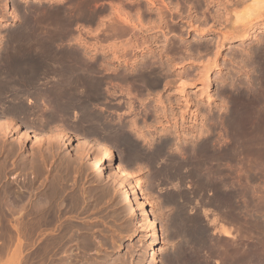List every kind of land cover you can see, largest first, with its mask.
Returning a JSON list of instances; mask_svg holds the SVG:
<instances>
[{
    "label": "bare ground",
    "instance_id": "obj_1",
    "mask_svg": "<svg viewBox=\"0 0 264 264\" xmlns=\"http://www.w3.org/2000/svg\"><path fill=\"white\" fill-rule=\"evenodd\" d=\"M8 1H10V0H8ZM32 1H33L32 3L27 2L28 4L26 5L25 9L23 10V12H24L23 15L25 17L23 19V20H25V21H23L24 24L21 27H19L18 29H15L12 31H10V29H9L7 31H4V32L10 31V33H9V35L7 33L8 37L6 38V41H4L5 43H3L4 44L3 49L4 50L6 49V50L4 52H2L3 50H1V52L4 54L3 55L0 54V57L2 55V58H1L2 63H0V154L3 153L4 150H6L5 145L8 146V144H6L7 143L6 139H8V137L10 135H15L14 138L16 139V143H15V141H13L12 138H9V139H11L10 140L11 146L9 147V149H7V151H9L10 153L17 151V153H18V150L20 151V149L23 148V151L26 152V155H28L29 157L32 156L30 158L31 161L34 160V162H35L36 160L34 158H36V157L39 158L38 159L39 164H37V165H40L46 159L45 152H43L44 144H47L46 148H48V149L57 148V149H59V151H60V149H62V151H63V147H65V149L68 146L70 147V145H68L69 143H67V142L64 143L63 140L64 139L66 141L73 140L74 139L73 136L77 132H82L83 136L89 137L90 139L94 138V137H97L98 139H100L101 142L99 143V145H98L99 147L97 148L98 153H96V152L94 153V155H95V156L93 155L94 158L98 154H100V155H98L100 157V160H98V161L101 162V167H100L101 170L105 171V173H107L106 175H108V177L115 183V185L118 186L119 188H121L122 192L125 193L124 200H126V202L128 203L131 211L134 212L135 218L132 222L135 224V227H136L135 229L138 231H142L146 237L152 238L154 240V243H150V242L147 243L145 241L146 239L141 241V245L144 247V250L142 251V253H143V256L145 258V256H146L145 252H147V250H151V248H153V246H157L158 244H160V246L162 245V243H163V242L161 243V230H162V228L160 229L158 227V225H159L158 224L159 219L157 220L158 217H152L154 214L151 213V210L148 209L147 200H145V197L143 196V194L141 195V193L139 192L140 187L142 185L141 184L142 181L140 182L139 179H136V181L133 182V180H132L133 179L132 178L133 173L130 171L131 169L129 170V168L126 167L125 163L127 161H130V160H131L130 161V163H131L134 158L138 159L137 162L138 161L142 162V160L140 159L141 160L140 161L139 158L142 156V151H143L142 145L143 144L140 145L141 143L137 142L139 139L136 140V138L141 137V138L145 139V137H147V136H145L141 132V130H140L141 128L139 129L137 127L138 125L136 123H138V122H136L135 118H134L135 116L137 118V115H135L133 117L134 119L131 118L132 123H130V124L129 123L127 124L125 122L127 119L124 120V122L121 121L122 120L121 115L123 116V114H124L123 112H125L121 108L122 106H120L122 102H120V104H119V101L115 99L116 102H118L117 103L118 105H115V104L112 105L111 101H112V103L113 102L116 103L115 101H113L114 98L112 100V96L114 97V95L116 93L125 94V96H127V100L125 102L124 101L123 102L125 104L124 107L128 109V112L132 111L134 114L135 113H141V111L139 112V110H140L139 108H135V107H137V105L135 106V104H134L135 99L132 100L131 98H133L132 96H134V98H137L135 101H138V106H139V103H141L140 106H142L144 104L143 102L145 99L140 98L139 97L140 95H138V94L143 95L142 94L143 91H149V86L154 85L156 83V81L158 80V79H156V75L158 76L160 69H158L159 72H157L158 74H156V71H157L156 68H158V67L154 66V63L152 61H149L150 58H153V57L148 58V56H146V57L144 56V57H142L143 61L140 60V61H142L141 63L137 61V64L139 63L138 65L135 64L136 60L135 61L133 60L131 66H126L125 68L123 67L122 69H120V71L118 69V71H119L118 72L117 67L115 68V67L110 66V65L108 66V64L105 62V58L97 57V56H99L98 53L101 54V52L94 50V51L98 52L97 53L98 55L97 56L92 55L91 53H88L86 50L81 51V48H77L78 46L76 47L75 44L79 43L78 45H80V44L85 45L87 43V41L84 40V37L81 35V31L79 30L80 28L77 26V24L79 25V23H80L81 26H83L82 23H84V22L85 23L90 22L91 24L96 22V27L94 25L95 28L92 30L90 27L87 26L86 32L91 33V34L92 33L96 34L95 37H97L98 34H100L101 36L103 34V36L102 37L100 36L102 39H99L100 37L95 38V40L93 42L87 43L86 45H88L89 47L91 46L94 49H96V48L98 49L100 47L104 51V49L107 48L106 46L107 45L109 46L108 43H110L111 44L110 45L111 50H112V48H115V49L120 48V50H121V48H123V49L131 48V50H134V51L135 50H146L145 48H149L153 43H155L156 40H158V37L156 36V34L152 35V36H148V34H146L145 37L140 39L139 33H142V32L143 33L144 32L149 33L151 30H153V32H154V29L160 30V28L162 29L163 26L160 24V21L157 22L156 20H153V25H152V22L150 24L152 26L151 29H146L144 27L146 23L144 24L143 22H145V21L144 20L142 21L143 18H141V11H140L141 9L134 10V11H136V13H135L136 18L132 19L131 14H133V13H131V9L133 8V6L129 10L131 14L124 7L125 6L124 2L127 0H108L109 5L107 7H102L100 4H98L100 0H32ZM97 1H98V3H96ZM162 1H164L166 4L168 3V1H166V0H162ZM169 1H171V0H169ZM206 1L213 2V0H206ZM218 1H220V0H218ZM245 1H248V0H225L226 3L228 2L227 4L234 5V6H237V5L239 6L242 3L245 4ZM4 2L5 3L0 2V22L2 20L8 21V18H10L9 20H16L17 18H19V17H17L18 15L15 13L17 11L15 10V8H12L13 7L12 5H11L12 7H10L12 9V11L10 9L11 12L9 15V11L7 10V4H9V3H7L6 0ZM223 2H224V0H223ZM251 2L257 3V6L259 4H261V5L258 7L255 5L258 8L256 10H254L255 6L253 5L254 6L253 11H252V9H250L251 12L248 11L251 13V14H249L250 16H248L249 18L246 17L248 19H245V20L240 19L238 16V13H234L235 18L233 19V22H232V20L230 21V19H229V21L232 23V24H230V25H232V28H231L232 30L230 31V33L233 34V36H235L234 34H240L239 35V36H241L240 38H245L246 36H249L252 32L264 31V0H252ZM207 4H209V3H207ZM128 5H130V2L128 3ZM169 5H170V2H169ZM167 6H168V4H167ZM14 7H15V5H14ZM230 7H233V6H230ZM17 13H19V12H17ZM142 16H144V15H142ZM241 16H243V15H241ZM20 17L22 19L23 16H20ZM158 17H159V19L161 18L160 15ZM215 17H217V16H215ZM181 18H182V16H180V19ZM227 18H228V16H227ZM217 19H220V18H217ZM216 20H215V22H218ZM186 21H188V20H186ZM107 22H108V24H107ZM146 22H149V20ZM188 23H189V25H192L191 24L192 22L188 21ZM75 24L79 28V29H77L78 33L76 35H75L74 28H73V26ZM5 25H10V22L8 24H5ZM150 25H149V27H150ZM13 26H15V25H13ZM4 27H7V26H4ZM17 27H18V24H17ZM84 27H86V26L84 25ZM15 28H16V26H15ZM174 28L177 30L180 29L179 26L174 27ZM207 28L208 27H206V29ZM130 29H132V31H130ZM128 30L130 32H133L134 37L129 39L130 36H127L128 38H126V41H124V42H123V39L125 40V38L118 40L119 38L123 37L124 34L126 35V32ZM136 30L138 31V33L136 32L137 34H134ZM239 31H241L242 33H238ZM97 32H98V34H97ZM99 32H102V33H99ZM0 34H1V32H0ZM2 34H4V33L2 32ZM5 36L6 35L4 34V37ZM165 36L166 35H163L164 40L166 39ZM223 38H224V36H223ZM139 39L141 41H138ZM263 39H264V37H263ZM4 40H5V38H4ZM259 40H261V39H259ZM2 41H0V42H2ZM108 41H110V42H108ZM177 41H174L175 44L172 43L174 45L169 43L170 47L168 49H172V50H168V51H170V53H172L171 51H174V53H173L174 55L176 54V52H178L180 54V51H183L184 48L187 46L186 45L182 50L181 46H183L184 42L182 44L181 41L180 42H179V40H177ZM117 42H119L118 45L116 44ZM176 42H177V44H176ZM167 44H165V43L163 44L164 49H165ZM208 45H207V49H210V48H208ZM0 46H2V45H0ZM201 47H202V45H201ZM187 49H188V47H187ZM191 49H192V47H191ZM152 50L153 49L151 48V51ZM189 50H190V48H189ZM252 52H254V51H252ZM245 53H247V52H245ZM245 53L243 55H245ZM104 54H105V52H104ZM190 54H193V53H190ZM249 54H250V52H249ZM113 55L119 57V55H116V54H113ZM176 55H178V54H176ZM181 55H182V53H181ZM255 55H257V56H254V54H251V56H254V58H252V57L251 58L256 60L257 59L256 57H258V59L260 60L261 66H259L260 68H258L259 71H257L258 74H256V78L254 79V82L252 81L253 85L247 84L249 82H247V80L246 81L243 80V83L241 85H239V87L236 88L235 90L233 89L234 86H233V83H231V82H230L231 84L229 83L230 86H228L226 89L224 87L226 92L231 91V89H232L234 93L232 92V95H231L232 97L229 100V105H227L225 107L222 106L221 107L222 109L219 108L217 115L215 116V118H213L211 120L212 123L210 125H207V123H206L207 121L205 122L206 124H204V125H206V126L204 128L207 127V131L205 129L204 130L206 131V133H203L202 128L200 130L198 128V130H199L198 135H197V133L196 134L192 133L195 131V127L191 124H189V126L188 125L186 126V124H184L185 120H187L186 119L187 117H185V114H186L185 112L189 111L190 108L188 110L184 109V112H181V114H179L180 123H178V119H176V117L174 116L173 117L174 118V121H173L174 126L171 125L172 129H173V135L175 134L176 137H180V135L181 136L183 135L182 136L183 137L182 143L180 142L181 144L179 143L180 145H177L178 143L176 144L174 142V140H176L177 138L174 139L172 137H167L166 139H164L162 137L164 140L161 139L163 141L159 142V145L156 147V149L153 151H150L151 153L147 152V155L149 153L148 157H149V160H151L150 162L155 161L159 154H163L165 156V158L167 157V153L170 154L169 155V156H171L170 162H169V160H168L169 163L167 161L166 162L162 161V162L168 163V164H163V165H165L164 167H162V166L159 167L161 170V174L166 176V178H167L166 181L168 182V180H170L171 176H172V178L175 177L176 179H180V180H183L185 178L192 179L195 182L193 189L196 192H198L199 194L202 192H205V191H212V192L214 191L216 193L217 202H218L216 204L221 205L220 210L222 208V205H228V201H230V196H231L230 192L234 190L233 186L237 182V181L235 183L233 181H232V183H231V181L229 182V178H230L229 172L231 170L230 164L232 162L237 163V165L235 164L236 167L233 166V168L235 167L236 169H238V173H239V168L241 166L242 167L248 166L250 169L247 168V170L251 171L252 167H250V166H256L254 169V170H256L257 166L259 165L258 169L260 168V170H261L262 169L261 166L264 165V43L257 49V52ZM181 57L183 60L184 56H181ZM177 58H179V56ZM189 58H191V57H189ZM117 59H115V60H117ZM243 59H245V58H243ZM258 59L256 61H258ZM106 60H107V57H106ZM155 60L157 61V58ZM241 60H242V58H241ZM156 61H154V62H156ZM245 61H246V59H245ZM184 62H185V60H184ZM184 62H182L180 65L181 66L185 65ZM191 62L192 61H188V63H191ZM121 63L123 64V62H121ZM162 63L164 64V62H162ZM156 64H157V62L155 63V65ZM166 64H165V66H166ZM255 64H257V63H255ZM113 65H114V63H113ZM246 65L247 64H245V67H247ZM251 65H252V63H251ZM161 69H163V68H161ZM163 70H166V69H163ZM168 70H171V69L169 68ZM161 72H160V74H161ZM160 74H159V76H160ZM163 74L165 75V73H163ZM179 75H181V74H179ZM159 76H158V78H160ZM114 80H115V82H114ZM230 80H232V78ZM118 81H119V83H116ZM223 81H225V80H223ZM248 81H250V80H248ZM170 82L171 81H167V84H169ZM156 84L154 85L155 87H156ZM159 84H160V82H159ZM182 86H184V85H182ZM151 88H153V87H151ZM146 93H148V92H146ZM146 93H145V95H146ZM223 97H225V96H223ZM169 99H168V101H170ZM156 100L157 99H155V101ZM225 100H227V99H225ZM225 100H222V101H225ZM158 102H159V105L160 104L162 105V108H160V109H159V107L154 108L156 110L158 109L159 111L161 110L160 113L157 112V114L155 113L156 112V110H155V112H154L155 116L158 114H162L163 115L162 117L167 118L168 115H166L165 113H168V112H166L164 110L166 105H164L163 101H161V100H159ZM158 102H156V103L158 104ZM170 104H171V102H170ZM188 104H189V102H188ZM227 104H228V100H227ZM152 107H153V105H152ZM120 109H122L123 112L120 111ZM143 110H144L143 111L144 115L147 114L146 113L147 109L145 110V108L143 107ZM196 111H197V109H196ZM193 112H195V110L194 111L192 110V113ZM126 113H127V111H126ZM129 113H128V115H129ZM133 113H131V114H133ZM210 113H211V111H210ZM177 114H176V116H177ZM150 115H151V113H150ZM193 115L195 116L194 120H193V122H194V121H196L197 116H199V115H198V112L193 113ZM153 116H154V114H153ZM159 116L160 115H158L157 117H159ZM142 117H144V116H142ZM150 117L148 115V118H150ZM205 117H207V116H205ZM168 118H170V117H168ZM207 118H209V117H207ZM128 120L130 121V119H128ZM158 120L159 119H157V123L159 124V122L161 120L160 121H158ZM169 121H170V119H169ZM146 123L147 122H145V125H146ZM150 124H151L150 126L152 127V125H155V121L153 124L152 123H150ZM148 127H149V125H148ZM186 127L188 129L189 128L191 129V131H189V133H183L187 129ZM216 127H219L220 129H222L221 131H223L225 133L226 137L224 138L223 141H221V139L223 137H221V136L219 137V135L217 136L216 132L219 133L220 129L218 128L219 131H216V129H215ZM132 130L136 131L135 132L136 133L135 138L132 137V135L130 133ZM166 130H168V129H166ZM197 131H195V132H197ZM144 133L146 134L145 131H144ZM162 133H163V131H162ZM221 134H222V132H221ZM152 136H153V134H152ZM27 139L28 140L30 139L32 145H34L37 148V154H35V155H30L31 153L28 154L29 150L27 151V147H28ZM146 139L149 140L150 138H146ZM108 140H112L111 142H113L114 144L115 143L118 144V142H121V143L126 142L127 144L130 143V145H132V147H130V148H132L131 152H128L130 148H128V150H127V153H130V154L128 157L125 156V159H126V157H127V159H126V161L124 160L125 161L124 165L122 164V162L119 161V160H121V158L120 159L118 158V161L115 160V154L113 152L114 148H112L110 145H108ZM141 140H143V139H141ZM150 140H152V139H150ZM86 142H88V141H86ZM92 144H89V145H91L89 147V145L83 141H82V143L80 142V143H77L75 145L72 142V149L71 150L74 151L73 156H75L76 159H78L77 160L78 162H80L79 160L84 162V160H86L88 158H93V157H91V155L93 154L94 149H93V152L90 149V148H92ZM174 145H175V147L172 148ZM118 146H119V144H118ZM146 147L147 146H145L146 150L150 148V147L149 148H146ZM152 147H154V146H152ZM152 147L150 148L151 150H152ZM68 151L69 150H66L65 152H68ZM9 152L7 154H9ZM57 152H56V155H57ZM144 153L146 154V152H144ZM21 154H23V153L21 152L20 155ZM71 154L72 153H70V155ZM2 155H4V157H5L6 154H2ZM143 156H146V155H143ZM13 157H10L9 159H11ZM53 157H55V156H53ZM53 157H52V159H53ZM118 157H121V156H118ZM19 158H20V156H19ZM116 158H117V156H116ZM141 158H143V157H141ZM163 158L164 157H162L161 159H163ZM6 159H7V157H6ZM23 159H24V155H23ZM158 159H160V158L158 157ZM4 161H6V160H4ZM7 161H10V160H7ZM25 161H26V159H25ZM93 162H95V161L93 160ZM96 162H97V159H96ZM2 163H5V162H2ZM19 163H20V161H19ZM143 163H142V165H143ZM158 163H160V162H158ZM28 164H30V162ZM128 164L129 163H127V165ZM134 164H136V162ZM147 164L149 165L148 161H147ZM2 165H4V164H2ZM2 165L0 164V167ZM25 165H26V162H25ZM32 165H33V162L31 163V165H28V166H32ZM156 165H157V163H156ZM238 165H240V166H238ZM4 166H6V165H4ZM7 167L8 166H6V169H7ZM15 167H18V166H15ZM24 167H27V166H24ZM33 167L34 166H32V168ZM241 168H240V170H241ZM245 168H243V169L245 170ZM4 169H5V167H4ZM25 169H28V168H25ZM79 169H81V168H79ZM139 169H140V166H139ZM34 170H36V169H34ZM39 170H41V169H39ZM154 170L155 169H153V171ZM233 170L235 171V169H233ZM247 170L244 173H246ZM260 170L259 171L257 170L259 174L256 171L252 172L254 175H255V172L258 174V175L256 174V176H255L256 178L260 177V176L264 177V168H263V171H260ZM11 171H12V169H11ZM28 171H29V169H28ZM28 171H26V172H28ZM250 171H249V173H250ZM1 172L4 173L3 171H0V173ZM36 172H39V171L36 170ZM157 172L160 173L159 169ZM157 172H155V175L157 177H159L157 175L158 174ZM235 172H237V170ZM22 173H24V172H22ZM22 173H20V174H22ZM244 173L242 172L241 176H243ZM249 173H246L244 175L245 178L242 177L243 180L244 181L249 180V182H251V183H252V181L253 182L257 181V179L256 180L254 179V177H250ZM30 174L31 173L29 172V177H30ZM32 174H33V172H32ZM40 174H39V176H40ZM231 174H230V176H231ZM34 176H35V172H34L33 177ZM24 178H26V177L24 176ZM27 178H28V176H27ZM30 178H32V177H30ZM152 179H153V177H152ZM163 179H165V178H163ZM231 179H233V178H231ZM157 180H158V178H157ZM157 180H156V182H157ZM159 180H158V182H159ZM183 181H185V180H183ZM244 181H242L243 183H241L239 180V182H237V183H241L244 186L246 184V183L244 184ZM260 181H262V179ZM260 181L258 180L257 183L259 182L261 184ZM164 182H165V180H164ZM262 182H263L262 184L264 185V180ZM7 184H6V186H7ZM11 184L9 186H11ZM172 185L174 186L173 189L174 188H177V189L175 191L172 190L173 191L172 194H170L169 192H171V191H169L168 193L170 196L167 193V196H169V199H170V200L169 199H167V200H169L171 202V205H172V203L178 204L179 202H181L180 198H182L181 192H180L181 190L179 189L180 188L179 186H181V185L178 186L179 188L177 187V185H178L177 182L172 183L170 185V187ZM190 185H187V187H191ZM12 186H13V184H12ZM243 186H241V187L244 189L245 187H243ZM246 186H248V184ZM256 186H258V184ZM64 187L66 188V186H64ZM236 187L238 188V186H236ZM8 188L5 187V189H8ZM23 188L25 189V187H23ZM28 189H29V187H28ZM194 190H193V195L195 192ZM245 190L246 191L249 190L250 195H251V193H252V195H254V193L257 194L256 192H259V193L261 192V194H262L264 191V186H263V189L261 190L260 187L259 188L255 187L254 184L252 183V185H249V187H247ZM245 190H243V192ZM11 191L9 190V193ZM14 191L15 190L13 189V194H14ZM76 191H78V190H76ZM187 191L188 190H186V192ZM240 191H241V188H240ZM16 192L17 191H15V193ZM183 192H185V191H183ZM186 192H185V194H186ZM237 192H239V191H237ZM9 193H8V195H9ZM18 193H20V192H18ZM43 194L45 195V193H43ZM43 194H41V195H43ZM197 194H196V196H197ZM247 194H249V193H247ZM189 195L187 196L188 198L192 196V195L191 196H189ZM207 195H208V192H207ZM17 196L19 197V195H17ZM48 196H50V194ZM258 196L259 195H255V197L258 198V200L256 199V201H259V200L261 201L264 197V196H261L262 197L261 198L260 196L259 197ZM10 197H12V196H10ZM18 197H16V200L18 199ZM184 197L185 196H183V199H184ZM194 197H195V195H194ZM244 197H246V196H244ZM244 197H243V200H244ZM249 197H248V199H250ZM199 198L200 197H198L197 200ZM36 199H38V198H36ZM238 199H240V198H238ZM238 199H236V200H238ZM18 200H20V199H18ZM24 200H25V198H24ZM24 200H23V202H24ZM48 200H50V198H48ZM184 200H186V199H184ZM232 200H233V202H235L234 198ZM13 201H15V198ZM55 201H57V199ZM42 202H43V200H42ZM188 202H187V204H188ZM233 202H232V204L230 202V204H229L230 208L233 206V204H234ZM247 202L248 201H246V203ZM252 202L250 203L251 206L250 207L248 206V207L249 208L252 207V209L256 210L255 208H253L254 202L253 203ZM36 203H38L39 206H41L39 203V200H38V202L36 200ZM46 203H48L47 200H46ZM261 203L263 205V202H260V204ZM15 204H14V206H15ZM38 204H36V205H38ZM187 204H186V207H187ZM257 204H259V203H256V205ZM31 205H33V204H31ZM44 205L41 208H39L40 214L45 213V212H46L45 214H47V212H48L47 210H49L52 207V206L51 207L48 206L49 207L48 208L47 204H46V206H44ZM60 205L61 204H59V207H60ZM183 205H179V208H180L179 212H178L177 208H175L178 205L173 207L174 210L175 209L177 210V211L175 210L176 212H178L177 214L175 211H173L171 209L174 212L173 214H176V216H174L173 220H174V223H178V226H179L178 228H179L180 232L178 231V229H177V232H179L180 234L182 233L183 234L182 237L184 236V238H181L183 240V242L178 237V240H180L182 242V244L180 242V244L178 243L174 247H171L170 248L171 250L169 249L170 251L166 252V250H164L165 247H162V246L160 248L156 249V250L162 251L164 254V259H161V261H165V263L162 262L163 264H232V263H235L234 260L236 261V260H238V258L240 259V257H238L239 256L238 254H240V253H241L240 256L241 255L243 257L245 256V258H244L245 260L249 257L248 260H246V262H244V263L248 262V264H264V243L262 241L261 242L259 241L262 238L264 241V224H263L264 221L262 222V220H261L262 218L260 216V214H262V217L264 216V214H263L264 212H262L263 210H261L262 207L260 208L262 213H257V212H259L258 209L256 210L257 212L256 211L255 212H256V214H258L260 216V220L262 222V223H260V225L263 224L262 228L258 227L259 229H261L260 231L258 230V232L263 236H261L262 238L257 239V237L259 235L256 237L255 234L257 235L258 233L255 232V234L252 235L251 233H253V232H251V228L252 227L254 228L256 225L251 227V224H256L257 222L256 223H250L251 228H250L249 234L251 236H255L254 238H256V239H254V238L253 239L257 240L258 243L259 242L260 243L258 244V246L252 245L254 240L252 241V238L248 237V238H251L252 244L251 245L249 244L246 246V245H244V242H243L242 245H244L245 248L248 246H251V247L255 246V247H253L254 250H252L251 247H248L251 252H249V254H247V252L249 250L246 253H244L245 251L243 249H245V248H242L243 246H241V248H240V245L237 246L240 249H242V252L240 251V249L238 250V248L236 250L235 249L236 247L235 248L233 247V249L230 247V245L231 246L235 245V244L232 245L230 242L231 241L233 242V240H231V239L232 238L236 239L235 238L236 236L234 237V235L231 232L230 227L226 226L224 223L219 224L218 223L219 219L217 220L216 218H214L212 220L208 219V221H209L208 223H209L210 227L211 226L213 227V229H211L212 231L210 232L211 235L217 234L218 238L220 236L221 237L220 240L218 239L220 242H221L222 237H224L226 239L227 238H231V239H228V240H230V242L228 240L222 239L223 240L222 242H225V243H227V241L229 242L228 246L227 245L225 246L224 243L223 244L217 243L219 241H217V239L214 240V238H213V240L216 243L210 242L207 239V237H208L207 235L210 233L207 234V231L201 230L203 226L200 228L199 227L200 225L199 226L197 225L199 222H196V220H194V221L197 223L196 225L199 228L194 226L195 222L192 221V218L194 219L195 215H194V217H192L193 214H191V212L189 210H188L189 212L186 210L185 204H183ZM230 205H232V206H230ZM239 205H241V204H239ZM14 206L10 205V207H9V204H8L9 208L14 207ZM53 206H54V203H53ZM32 207L34 208V206H32ZM170 207H169V209H170ZM240 207H239V209H241ZM19 208H20V206H19ZM228 208L227 209L225 208V209H226V211L228 210L230 212V210ZM20 209H22V208H20ZM20 209H18L17 214H19ZM191 209H193V208L191 207ZM1 210H2V208H1ZM29 210H31V209L29 208ZM33 210L34 209H32V211ZM55 210H56V212L59 211L58 209H55ZM222 210H223V208H222ZM236 210H238V209L236 208ZM242 210L245 211L244 209H242ZM246 210H247V208H246ZM20 211L22 213V210H20ZM34 211H36V210H34ZM217 211H219V210H217ZM224 211L225 210H223L222 213L225 214L226 212H224ZM28 212L29 211L27 210L26 213H28ZM208 212L210 213L211 211L204 208L201 213L203 214L204 217H207ZM255 212L253 214H255ZM12 213H13V211H12ZM14 213L16 214L15 211H14ZM26 213H25V215H26ZM195 213H197V212L195 211ZM201 213H200V215H202ZM212 213H214V211ZM10 214L8 217H10ZM35 214L36 213H34V215ZM48 214H49V212H48ZM53 214H54V210H53ZM189 214H191V215H189ZM253 214H252V216H254ZM12 215H11L10 220L12 219V217H14ZM28 215H29V213L27 214V217H28ZM169 215H170V213H169ZM198 215L196 216L195 219L198 218ZM249 215H251V213H249ZM23 216H24V213H23ZM23 216L21 217V220L24 219ZM36 216H38V215H36ZM36 216H35V218H36ZM41 216L42 215H40V217ZM49 216H51V215H49ZM59 216H58V218H59ZM27 217L25 216L24 221H26ZM40 217H39V219H40ZM60 217L62 218L63 216H60ZM47 218L49 220L48 215H47ZM61 218H60V220H61ZM200 218H201V216H200ZM253 218H255V217H253ZM205 219L206 218H204V220ZM8 220L9 219H7V221ZM14 220H15V218H14ZM53 220L55 221L56 219H53ZM200 220H202V218ZM257 220L260 222L259 219H257ZM15 221L18 222L17 219ZM24 221H22V223ZM29 221H30V219H29ZM29 221H28V223H29ZM33 221L35 222L34 219H33ZM59 221H58V223H59ZM11 222H12L11 224L9 222V225L11 226V228H13V225H14L13 219L11 220ZM202 222L203 221H201L200 223L202 224ZM2 223L3 222H1L0 224H2ZM26 223H27V221H26ZM40 223H41V221H40ZM19 224H21V222ZM43 224H46V223H43ZM167 224L169 225V223H167ZM167 224H166V226H167ZM21 225H23V224H21ZM59 225L57 224V226H59ZM63 225H65V224H63ZM170 225H172V224H170ZM202 225H204V224H202ZM206 225H207V223H206ZM38 226H39V224H38ZM162 226H164V224ZM176 226H177V224H176ZM176 226H175V228H176ZM16 227L18 228V226H16ZM72 227H74V226H72ZM59 228H60V226H59ZM204 228H205V226H204ZM256 228H257V226H256ZM256 228H254V229L257 230ZM7 229H9L8 226H7ZM23 229H25V227ZM30 229L31 228L29 227L28 230H30ZM38 229L40 230V228H38ZM172 229H174V227ZM9 230H8V232H11V231L13 232V230H11V231H9ZM35 230H36V228H35ZM61 230H63V229H61ZM63 231H64V233L62 234L61 237H59L60 241H62L63 239L65 240V238L67 239V237L71 239V237L75 236V234L73 236H71L74 232L72 234H70V228H66ZM29 232L30 231H27V235H29ZM8 234L12 235V233H8ZM14 235L15 234H13L12 236H14ZM177 235L179 236V234H177ZM177 235H175V236L177 237ZM232 235H233V237H232ZM8 237H10V236H8ZM31 237H33V236H31ZM47 237L48 236H46V239H48ZM50 237H52V235H50ZM87 237H85V238H87ZM180 237H181V235H180ZM209 237H211V236H209ZM214 237H216V236H214ZM23 238L25 239V237H23ZM239 238H240V236H239ZM11 239H12V237H11ZM26 239H25V241H26ZM14 240H16V239H14ZM17 240H20V238L18 239V237H17ZM55 240L57 243L58 242L57 241L58 240L57 235H56ZM210 240H212V239H210ZM44 241L46 242V240L43 239V242ZM71 241H72V239H71ZM234 241H237V239ZM80 242H81V238H80ZM85 242L86 241H84V243ZM237 242L239 243V241H237ZM255 242H254V244H255ZM48 243L49 242L47 241V244ZM62 243H63V241H62ZM87 243H88V241H87ZM241 243H242V241H241ZM246 243H248V242H245V244ZM51 244H55V243H51ZM72 244H74V241ZM172 245H173V243H172ZM53 246L54 245H52V247ZM86 246H89V245L86 244ZM169 246H170V244H169ZM41 247H42L41 251L40 250L39 251H40V259L42 260V262L38 258L39 257L38 252H36V255H38L37 258L39 259L40 263H38L39 261L38 262L35 261V262H37L38 264H46L45 262L48 261V257H50V256H48V254L49 253L51 254V249L52 250H55V249L51 248V245H50V252H49V250H48L49 248L47 247V245L44 244ZM89 247H88L89 249H92V245ZM256 247H257V250L255 249ZM55 248H57V247H55ZM61 248H63V247H61ZM238 251H239V253H238ZM54 253H56V252H54ZM150 253H151V251H150ZM244 254H246V255H244ZM52 255H53V252H52L51 257H50L51 259L54 258ZM79 255H82V254H79ZM31 256H32V254H31ZM150 256H151V254H150ZM68 257L69 256H67V258ZM70 257H72V256H70ZM31 259H34V257ZM83 259L84 258H82V260ZM149 259H148V261H152L151 263H149L147 261L149 264H159V262H160L159 259L155 260L154 253H152V257H150ZM242 260H243V258H242ZM242 260H241V262L240 261L239 262L243 264ZM69 261H70V259H69ZM231 261H233V262H231ZM62 262H63V260H62ZM81 262L82 261L80 260V263ZM84 262L86 263V261H84ZM239 262H237V263L239 264ZM37 263H35V264H37ZM58 263H56V264H58ZM47 264H55V263L53 261L49 260L47 262ZM69 264H71V262ZM89 264H90V262H89ZM91 264H109V262L106 258H104L103 260H100V261H97V262L91 263Z\"/></svg>",
    "mask_w": 264,
    "mask_h": 264
},
{
    "label": "rangeland",
    "instance_id": "obj_2",
    "mask_svg": "<svg viewBox=\"0 0 264 264\" xmlns=\"http://www.w3.org/2000/svg\"><path fill=\"white\" fill-rule=\"evenodd\" d=\"M166 1H168V3H167L168 6L162 0H135V3H134L135 5L132 2L133 5L130 3L131 6L128 5V3H129L128 0L125 1L126 3L124 2V5H125L124 7L126 10H128L129 13H130V11H129L130 8H132V6H133V8H132L133 10L131 9V13H133V14L130 13L132 15V19L136 18V14H135L136 11H134V10L141 9L140 10L141 11V18H143L142 21L143 20L145 21L143 23L144 24L146 23L144 26L146 29H151L152 26L150 24L152 22V25H153V20H156L157 22L160 21V24L163 26L162 29L160 28V30L154 29V32H153V30H151L149 33H145V32L139 33L140 39L145 37L146 34H148V36H152V35L156 34V36L158 37V40H156L155 43H153L149 48H145L146 50H135L134 51V50H131V48H126V49L121 48V50H120V48H117V49L112 48V50H111V48H110L111 44L110 43H108L109 46L107 45L106 46L107 48H105L104 51L100 47H99L100 49L99 48L94 49L93 47H91V46L89 47L86 44L93 42L95 40V38H99L101 35L98 34V32H97L98 36L95 37L96 34L87 33L86 31L84 32L85 35L90 34V36H84V40L87 41V43L85 44L86 46L81 45V44L78 45L79 43H76L75 45H76V47L78 46L77 48H81V51L86 50L88 53H91L92 55H96V56L99 54V56H97V57L105 58V62L108 64V66L110 65V66H113L115 68L117 67V71H118V69L120 71V69H122L123 67L125 68L126 66H131L133 60L134 61L136 60L135 61L136 63L134 62L135 64H137V61L141 63L143 61L142 57H144V56L145 57L148 56V58L153 57V58H150L149 61H152L154 63V66L158 67V68H156V70H157L156 74H158L157 72H159V71L161 72L163 69H166V70H163L164 72L162 71L161 74L159 72L160 76H159V74H158V76L160 78H158V76L156 75V79L159 80V81L158 80L156 81V83L158 82L157 84L155 83L156 87L154 86L155 84L152 86L150 85L149 91H143V93H142L143 95L138 94V95H140L139 96L140 98L145 99L143 102L144 104L142 106H140L141 103H139V106H138V101L134 100L135 106L137 105V107H135V108H139L140 109L139 112L141 111V113H135L134 114L132 111L131 112L129 111L130 113L128 112V109L124 107V105H125L124 102L127 100V97H126V99H119V98H124V97H118L119 95H116V94H118V93H116L114 95V97L112 96V100L114 98L113 101L118 100V101L123 103V104L121 103L120 106H122L121 108L125 112H123V110L120 109V111H122L124 113L123 116L121 115V117H122L121 121L124 122V120L127 119L125 122L127 124L128 123L130 124V123H132L131 120L135 118V121L138 122V123H136L138 126L137 125L136 126L139 129L141 128L140 129L141 132L145 136H147V137H145V139L146 138L152 139V140H150V139L145 140L144 138H141V137L138 138L137 137L136 140L139 139L137 142H140L141 143V144L139 143L140 145L143 144L142 145L143 151H142L141 157H143V158L145 157L146 159L145 158L143 159L140 157L139 160L141 159L142 162H139V161L137 162L138 159L134 158L133 159L134 161L132 160V162H131L133 165L130 163L131 160L127 161L125 163V165L127 168H129V170L131 169L130 171L133 173V177H132L133 179L131 178L133 180V182L136 181V179H139L140 182L142 181L141 182L142 185L140 187L139 192L141 193V195L143 194V196L145 197V200H147L148 209L151 210V213H153L155 215L154 216L152 214L153 215L152 217H158L157 220L159 219L158 220V222H159L158 227L160 229L162 228V230H161V243L162 242L163 243L161 246L165 247L164 250H166V252H167V251L171 250L170 249L171 247H174L178 243L180 244L181 241L183 242V240L181 238H184V236L182 237L183 234L179 233L180 231L178 228L179 227L178 223H174V220H173L174 216H176V214L179 212V209H180L179 205L185 204V207H186V204L189 201L187 204L186 210L187 211L189 210L191 212V214H193L192 217H194V215H195L194 219L192 218V221L195 222L194 220H196V222H199V223L201 221H203L202 224H204V220L203 219L200 220L202 218V216L200 218V212H201L200 209H201V207H204V208L206 207V209H207V208H209L208 207L209 205L203 204L201 201L204 199H209V200H214L217 202V197H216V193L214 191L213 192L212 191H205V192H202L200 194L198 192H196L193 189L195 182L190 178H185V179H183L185 181H183L180 179H176L175 177L172 178V176H171L170 180H168V182H167L166 176L161 174V170L159 167H161V166L164 167L165 165H163V164H168L170 162V160H171L170 159L171 156H169L170 154L167 153L166 158L163 154H159L160 156L158 155L157 159L153 162H150L151 160H149L148 155H149V153H151L150 151H153L156 149V147L159 145L160 141L162 142L167 137H172L174 139L177 138L176 140H174V142L176 144L178 143L177 145H180L182 143V141H183L182 136L183 135L182 136L180 135V137H176L175 134L173 135L172 126H174V123H173V121H174L173 117L174 116L176 117V119H178V123H180L179 114H181V112H184V109L188 110L190 108L189 111L185 112L186 113L185 117H187L186 118L187 120H185L184 124H186V126L187 125L189 126V124L193 125L195 127V131H197L198 128H199V130L202 128L203 133H206L207 127L204 128L206 126L204 124L207 123V125H210L212 123L211 120L213 118H215V116L217 115L219 108L222 109L221 108L222 106L225 107V106L229 105V100L231 99V97H232L231 95L233 92L232 89H231V91H227V92L225 90L228 86H230L229 83L230 82L233 83V86H234L233 89L234 90L236 88H238L239 85H241L243 83V80H245V81L247 80V82H249L247 84L253 85L254 79L256 78V74H258L257 71H259L258 68H260L259 66H261V64H260V60L258 59V57H256V58L258 59L259 62L256 61L257 59L254 60L252 58H254V56H257V55H255L257 52V49L264 43V41H263L264 40L263 39L264 31L252 32L249 36H246L245 38H240L241 37V36H239L240 34H234L235 36H233V34L230 33V31L232 30L231 29L232 25H230L232 23L230 21L232 20V22H233V19L235 18L234 13H238V16L240 19H244V20L248 19L249 18L248 16H250L249 14H251L250 9H252V11H253L254 6L255 5L257 6V3L251 2L252 0L245 1V4L242 3L239 6L238 5L237 6L229 5V4H227L229 1L226 3L225 0H224V2H223V0H220V1H218V0L214 1L213 0V2H209L206 0H201V1L200 0H185V1L184 0H171V1L166 0ZM169 2H170V5H169ZM206 2L209 4H207ZM96 3H98V1ZM260 5L261 4H259L258 6H260ZM230 6H233V7H230ZM256 6H255L254 10L258 9L257 8L258 6L257 7ZM248 11H250V12H248ZM142 15H144V16H142ZM159 15L161 16L160 19L158 17ZM241 15H243V16H241ZM180 16H182L181 19H180ZM215 16H217V17H215ZM227 16H228V18H227ZM246 17H248V18H246ZM217 18H220V19H217ZM229 19H230V21H229ZM148 20H149V22H146ZM186 20H188L189 22H192L191 23L192 25H189L188 21H186ZM215 20L218 22H215ZM92 24H94L96 27V22L92 23ZM107 24H108V22H107ZM149 25H150V27H149ZM176 25L179 26L180 29H178V30L175 29L174 27H177ZM95 27H93L91 29L93 30ZM206 27H208V28L206 29ZM128 31L126 32V35L125 34H124V36L122 35L123 37L119 38L118 40L125 38V40L123 39V42H124V41H126V38H128L127 36H130L129 39L133 38L134 37L133 32H130V31H132V29H130L129 32ZM136 32L138 33V31L136 30L134 34H137ZM99 33H102V32H99ZM238 33H242V32L239 31ZM163 35H166L165 36L166 41L164 40ZM102 36H103V34H102ZM223 36H224V38H223ZM101 37L99 39H102ZM140 39L138 41H141ZM259 39H261V40H259ZM177 40H179V42L181 41L182 44L184 42L183 46H181L182 50L186 45L187 46L184 48L183 51H180V54L178 52H176V54H178V55H176V54L174 55L173 54L174 51H171L172 53H170V51H168V50H172V49H168V48L170 47L169 43L172 44V43H174V41H177ZM0 41H1V38H0ZM108 42H110V41H108ZM177 42H176V44H177ZM164 43L165 44L168 43L166 45L167 48L165 47V49L163 48ZM116 44L118 45L119 42H117ZM174 44H172V45H174ZM201 45H202V47H201ZM207 45H208V48H210V49H207ZM187 47H188V49H187ZM191 47H192V49H191ZM151 48L153 49L152 51H151ZM189 48H190V50H189ZM94 50L101 52V54L94 51ZM251 50L254 52H252ZM104 52H105V54H104ZM189 52L193 53V54H190ZM238 52L239 53L241 52L242 54L241 53L239 54ZM245 52H247L248 54ZM249 52H250V54H249ZM181 53H182V55H181ZM244 53H245V55H243ZM113 54L119 55V57L114 56ZM251 54H254V56H251ZM180 55L184 56L183 60H182V57ZM178 56H179V58H177ZM188 56L191 58H189ZM106 57H107L108 61L106 60ZM156 58H157V61L155 60ZM241 58H242V60H241ZM243 58H245L246 61ZM115 59H117V60H115ZM140 60H142V61H140ZM153 60L157 62L156 65H155L156 62H154ZM184 60H185V62H184ZM188 61H192V62L188 63ZM121 62H123V64ZM162 62H164V64ZM182 62H184L185 65L181 66L180 64ZM113 63H114V65H113ZM251 63H252V65H251ZM255 63H257L258 65ZM165 64H166V66H165ZM245 64H247L246 65L247 67H245ZM161 68H163V69H161ZM169 68L171 70H168ZM158 69H160V70L158 71ZM163 73H165V75ZM179 74H181V75H179ZM231 78H232V80H230ZM223 80H225V81H223ZM248 80H250V81H248ZM167 81H171V82L169 84H167ZM159 82H160V84H159ZM182 85H184V86H182ZM151 87H153V88H151ZM224 87H225V89H224ZM146 92H148L149 94ZM145 93H146V95H145ZM120 95L125 96V94H120ZM223 96H225V97L227 96V97L225 98ZM167 98L168 99L170 98L169 99L170 101H168ZM131 99L133 100L135 98H131ZM155 99H157L158 101L159 100L163 101V104L166 105L164 110L169 113V114L168 113H165V114L168 115V117H170V118L167 117L168 118L167 119L166 117H162L163 116L162 114H158V115H160L159 117H157L158 115L155 116V113L156 114H157V112L160 113L161 110L159 111L157 109L158 110L157 111L154 108L155 107L156 108L159 107V109L162 108V105L160 104L161 105L160 106L159 102L157 100L155 101ZM225 99L228 100V104H227V100H225ZM222 100H225V101H222ZM156 102H158V104ZM170 102H171V104H170ZM188 102H189V104H188ZM152 105H153V107H152ZM143 107L145 108V110L147 109L146 110L147 114H145V115L143 113V111H144ZM196 109H197V111H196ZM155 110H156V112H155ZM192 110L193 111L195 110V112H198V115H199V116H197V119L194 122H193V120H194L195 116L193 115V113H195V112L192 113ZM126 111H127V113H126ZM210 111H211V113H210ZM128 113H129V115H128ZM131 113H133V114H131ZM150 113H151V115H150ZM153 114H154V116H153ZM176 114H177V116H176ZM135 115H137V118ZM148 115H149V117L150 116L151 117L148 118ZM142 116H144V117H142ZM205 116H207L209 118H207ZM128 119H130V121ZM157 119H159L158 121L161 120L159 122V124L157 123ZM169 119L171 122L169 121ZM144 121L147 122L146 125H145ZM154 121H155V125H152V127H151L150 123L153 124ZM148 125H149V127H148ZM165 128L168 130H166ZM218 128L219 127L215 128L216 131H219L220 128L219 129ZM199 130L197 132L194 131L192 133L193 134L197 133V135H198ZM221 130L222 129H220V131H219L220 134L218 132H216V133H217V136L219 135V137L220 136L223 137L221 139V141H223L224 138L226 137V135ZM144 131L146 132V134L144 133ZM162 131H163V133H162ZM189 131H191V129L187 128L183 133H189ZM135 132L136 131H134V130H132L130 132L132 137H134V138L136 137ZM221 132L223 135L221 134ZM152 134H153V136H152ZM14 137H15V135H10L8 137V139H6L7 140L6 144H8V146L5 145L6 150H4V152L0 154V158H1L0 160L2 162L6 163L5 164V163H2L0 161V164L1 165L4 164V165L8 166L7 169H6V166H4V165L1 166L2 168L0 167V171L4 172V173H2V172L0 173V180H1L0 181V205H1L0 206V223L3 222L2 224H0V264H35L40 259V251L42 248L41 246H43L44 244L47 245V247L49 248L48 249L49 252H50V245H51V248L55 249V250L51 249V254L53 252V255H52L54 257V258L52 257L53 259L50 258L51 254L50 253L48 254V256H50V257H48V261L51 260L55 264L58 262H59L58 264H61V263L62 264H69L70 262H71V264H74V263L75 264H89V262L91 264V263H95L97 261L103 260L104 258H106L108 260L109 264H149L152 262V261H148V259L150 257H152V253H154L155 260H158V259L160 260L159 264L165 263V261H161V259H164L163 252L156 250V249L161 247L160 244H158L157 246H153V248H151V250H147V252H145L146 256L144 258L143 253H142V251L144 250V247L141 245V241L146 239L145 241L147 243L148 242L154 243V240L152 238L146 237L142 231H138L135 229L136 228L135 224L132 222L135 218L134 212L131 211L128 203L126 202V200H124L125 193L122 192V189L115 185V183L108 177V175H106L107 173H105V171L101 170V168H100L101 162L98 161V160H100V157L98 156L100 154H98L95 157L97 159V162H96V159L94 158V156H95L94 153L95 152L98 153L97 148L99 147L98 145L101 142L100 139H98L97 137L90 139L89 137L83 136L82 132H77L74 134L73 140H71V141H66L65 139L63 140L64 143H66V142L69 143L68 145H70V147L68 145H67L68 147H66V149H65V147H63V151H62V149H60L61 152L57 148L48 149V148H46L47 144H44L43 152H45L46 159L43 163H41L40 165H37V164H39V160H38L39 158H37V157L34 158L37 162L36 161L34 162V160L31 161L30 158L32 156L29 157L28 155H26V152L23 151V148L20 149V151L18 150V153H17V151H14L12 153L7 151V149H9V147L11 146V142H10L11 139H9V138H12L13 141H15V143H16V139ZM141 139H143V140H141ZM161 139H163V140H161ZM82 141L88 145L93 143L92 148H90V149L92 150V152L94 149V152L91 155V157H93L94 159L88 158V159H86L87 161L84 160V162H83V161L79 160L80 162H78L77 161L78 159H76V157L73 156L74 151L71 150L72 149V142L75 145V144L80 143V142L82 143ZM86 141H88V142H86ZM111 141L112 140H108V145H110L112 148H114L113 152L115 154V160L118 161V158L119 159L121 158L122 161L121 160H119V161L122 162V164L124 165V162L126 161L127 157L130 154V153H127V150H128V148L132 147V145H130V143L127 144L126 142L125 143L124 142H122V143L118 142V144H119V146H118V144H116V143L114 144ZM27 145H28L27 151L28 150L30 151V152L28 151V154H30V153H31L30 155L37 154V148L34 145H32L30 139L29 140L27 139ZM90 146L91 145H89V147ZM145 146H147L146 148H149V147L151 148L152 146H154V147H152V150L150 148L146 150ZM174 147H175V145L172 148H174ZM131 149L132 148H130L128 152H131ZM66 150H69V151L65 152ZM8 152H9V154H7ZM21 152L23 154L20 155ZM56 152H57V155H56ZM144 152H146V154ZM147 152H149L148 155H147ZM70 153H72V154L70 155ZM2 154H6L5 157ZM23 155H24V159H23ZM143 155H146L147 157L143 156ZM19 156L21 159L19 158ZM53 156H55V157H53ZM116 156H117V158H116ZM118 156H121V157H118ZM125 156H127L126 159H125ZM161 156L164 158L161 159L162 158ZM6 157H7V159H6ZM10 157H13L14 159L13 158L9 159ZM52 157H53V159H52ZM72 157L73 158L75 157V158L73 159ZM158 157L160 159H158ZM25 159H26V161H25ZM4 160H6V161H4ZM7 160H10V161H7ZM27 160L28 161L30 160L29 161L30 164H28L29 162ZM93 160L96 163L93 162ZM168 160H169V162H168ZM19 161H20V163H19ZM147 161H148L149 165L147 164ZM162 161H164V162L167 161L168 163H164ZM25 162H26V165H25ZM32 162H33L32 166H34L33 168H32V166H28V165H31ZM135 162L137 165L134 164ZM158 162H160V163H158ZM127 163H129V164L127 165ZM142 163H143V165H142ZM156 163L158 166L156 165ZM235 164L237 165L236 162L235 163L232 162L230 164L231 170L229 172V177H230L229 182L231 181V183H232V181L235 183L234 180L239 182V180L242 179V177H243V176H241V173L242 172L244 173L247 170V168H249L248 166H244V167L241 166L242 167V168L240 167L241 170L245 167L246 168H245V170L243 169L242 171L239 168V173H238V169L235 168L236 167ZM3 166L5 167V169ZM15 166H18V167H15ZM24 166H27V167H24ZM139 166H140V169H139ZM233 166H235V167L233 168ZM238 166H240V165H238ZM263 166L264 165L261 166L262 167L261 170H260V168L258 169L259 165L257 166L256 170H254L256 166H250V167H252L251 171L249 170L250 173L248 170L246 173H249L250 177H254V179L256 180L257 178L255 176L259 170L263 171V168H264ZM25 168H28L29 171H28V169H25ZM79 168H81V169H79ZM11 169H12V171H11ZM34 169H36L39 172H36V170H34ZM39 169H41V170H39ZM153 169L156 170V171L154 170L155 172H157L159 169L160 173L157 172L158 173L157 175L159 177H157L155 175V172L153 171ZM233 169H235V171L237 170V172H235ZM21 171L24 173H22ZM26 171H28V172H26ZM254 171L257 172V173L255 172V175L252 173ZM19 172L22 174H20ZM29 172L31 173L30 177H32V178L29 177ZM32 172H33V174H32ZM34 172H35L36 177L35 176L33 177ZM39 174H40V176H39ZM230 174H231V176H230ZM24 176L26 178H24ZM27 176H28V178H27ZM152 177H153V179H152ZM157 178H158V180L160 179L159 182H158ZM163 178H165V179H163ZM231 178H233L234 180ZM156 180H157V182H156ZM164 180H165V182H164ZM175 182L178 183L177 187L179 185L182 186V187L179 186L180 188L178 187L181 190L180 191L178 189L181 192L182 198H180L181 202H179L178 204L172 203V205H171V202L169 201L170 200L169 199V196H170L169 193L172 194L173 191H175L177 188L173 189L174 186L172 185L170 187V185L172 183H175ZM254 182L252 181V183H254ZM9 183L10 184L12 183L13 186H12V184H11V186H9L10 185ZM6 184H7V186H6ZM187 185H190L191 187H187ZM64 186H66V188ZM5 187L6 188L9 187V188L5 189ZM11 187L17 192L15 193V191H14V194H13V189ZM23 187H25V189ZM28 187H29V189H28ZM9 190L10 191L12 190V191L9 193ZM76 190H78V191H76ZM186 190H188L187 191L188 193L186 192ZM193 190L196 192V193L194 192L195 197L193 195ZM169 191H171V192H169ZM183 191H185L186 194ZM18 192H20V193H18ZM42 192L45 193V195L47 197ZM207 192H208V195H207ZM8 193L13 198L10 197L8 195ZM167 193L169 196H167ZM41 194H43V195H41ZM49 194H50V196L51 195L52 196L51 197L48 196ZM196 194H197V196H196ZM262 194H264V191ZM17 195H19V197ZM188 195L189 196L192 195V196L188 198L187 197ZM15 196L18 197V199H20L21 201L18 199L16 200ZM183 196H185L184 199H186V200L183 199ZM198 197H200V198L197 200ZM14 198H15V201H13ZM21 198L23 200L25 198L24 202ZM36 198H38V199H36ZM48 198H50V200H48ZM35 199L37 200V202L39 200V203L41 206H39V204L36 203ZM56 199L58 202L55 201ZM167 199H169V200H167ZM42 200L44 203L42 202ZM46 200L49 204L51 203L52 205L51 204L49 205L48 203H46ZM7 201L8 202L10 201V202L8 203ZM35 203L38 205H36ZM53 203H54L55 207L57 206L56 208L53 206ZM8 204H9V207H10V205L14 206V204H15V206H14L15 208L11 207L12 209L14 208L15 210L14 209L12 210L11 208H9ZM31 204H33V205H31ZM46 204H47V207L52 206L50 208L51 210L49 209L50 211L47 210L49 212V214H48V212H47V214H45L46 212L40 214L39 208H41L43 205L46 206ZM59 204H61L62 206L60 205V207H59ZM229 204L230 203H228V205H222V208L227 209L229 207ZM19 206L22 209H20ZM32 206H34V208ZM175 206H177V207H175ZM218 206L221 207V205H218ZM230 206H232V205H230ZM169 207H170V209H169ZM173 207L177 208L178 212H176L177 210L175 209L176 210L175 211ZM191 207L193 209H191ZM1 208L3 211L1 210ZM29 208L31 210H29ZM231 208L229 207L228 209H231ZM18 209L22 210V213L19 210V214H17ZM32 209L36 210L37 212L34 210L32 211ZM55 209H58L59 211L56 212ZM171 209L173 211H175L176 214H173L174 212ZM27 210L29 211L28 217H27L28 213H26ZM53 210H54L55 215L53 214ZM12 211H13V213L15 211L16 214L15 213L13 214ZM195 211L197 213H195ZM23 213H24V216H23ZM25 213H26V215H25ZM34 213H36V214L34 215ZM169 213H170V215H169ZM9 214H10V217H8ZM191 214H189V215H191ZM196 214L197 215L199 214L197 219H195L197 216ZM11 215L14 216V217H12L13 224L15 225V226L13 225V228H11V226L9 225V222H10V224L12 223L11 222L12 219L10 220ZM36 215H38V216H36ZM40 215H42V216L44 215V216L40 217ZM47 215L49 217V220L47 218ZM49 215H51V216H49ZM57 215L58 216L60 215L63 217L61 218L59 216V218H58ZM22 216L24 219L21 220ZM25 216L27 217V219H26L27 223L30 219L28 224L26 223V221H24ZM35 216H36V218H35ZM207 216L212 217V214L209 213V214H207ZM39 217H40V219H39ZM14 218H15V220L17 219L18 222H16L14 220ZM52 218L56 219V220L54 221ZM60 218H61V220H60ZM7 219H9V220L7 221ZM33 219L35 220V222L37 224L33 221ZM39 220L41 221V223L43 222L46 224L42 223L43 224L42 225ZM22 221H24V222L22 223ZM58 221H59V223H58ZM20 222L23 225L19 224ZM196 222L194 223L195 225L194 224L193 225L196 227H198L200 225L199 226L200 228L203 226L201 230L207 231V234L212 231L211 228H208L205 224L204 225H202L201 223L197 224ZM162 223L164 224V226H162L163 225ZM167 223H169V225ZM38 224H39V226H38ZM57 224L58 225L60 224L59 225L60 228H59V226H57ZM63 224H65V225H63ZM166 224H167V226H166ZM170 224H172V225H170ZM176 224H177V226H176ZM7 226L9 229L10 228L11 229L10 230L7 229ZM16 226H18V228ZM72 226H74V227H72ZM175 226H176V228H175ZM204 226H205V228H204ZM24 227L26 230L23 229ZM29 227L31 229L32 228L33 229L28 230ZM171 227L172 228L174 227V229H172ZM35 228H36V230H35ZM38 228H40V230ZM66 228H70V234H72L74 232L71 236H73L74 234H75V236L71 237L72 241L68 237H67V239L65 238V240L63 239L62 240L63 243H62V241L59 240V237L62 236V234L64 233L63 230H65ZM61 229H63V230H61ZM177 229L179 232H177ZM8 230L9 231L13 230V232L12 231L8 232ZM173 230L174 231L176 230L175 232L177 234H179V236ZM27 231H30L29 232V235L31 234L30 236L27 235ZM231 232H232V234L236 233V231H234L233 229L231 230ZM8 233H12V235L15 234L16 236L15 235L14 236L16 238L14 236L8 234ZM50 235H52V237L54 236L55 238L50 237ZM56 235H57V239H58L57 243L55 240ZM175 235H177V237ZM180 235H181V237H180ZM213 235L214 234L211 235V233L207 235L208 237L211 236L209 238L207 237V239L210 242L216 243L214 240H216V239H217V241L220 240V238H221L220 236L218 238L217 234L214 235L216 237H214ZM8 236H10V237H8ZM31 236H33V237H31ZM46 236H48L47 237L48 239H46ZM239 236L240 235H238V238H239ZM11 237H12V239H11ZM17 237H18V239L20 238V240H17ZM23 237H25V239L27 238L26 241ZM79 237L81 238V242H80ZM85 237H87V238H85ZM178 237L181 241L178 240ZM213 238H214V240H213ZM14 239H16V240H14ZM43 239L46 240V242L45 241L43 242ZM210 239H212V240H210ZM222 239L228 240L224 237H222ZM47 241L49 242L48 243L49 245L47 244ZM73 241H74V244H72ZM84 241H86V242L84 243ZM87 241H88V243H87ZM182 242H181V244H182ZM51 243H55L56 245L51 244ZM172 243H173V245H172ZM217 243H220V244L224 243L225 246L229 245L225 242H222V240H221V242L219 241ZM86 244L89 246L92 245V249L93 248L94 249L93 250L89 249L90 247L86 246ZM169 244H170V246H169ZM52 245H54V246L52 247ZM55 247H57V248H55ZM61 247H63V248H61ZM150 251H151V253H150ZM36 252L39 253V257H38L39 259L37 258L38 255H36ZM54 252H56V253H54ZM31 254H32V256H31ZM79 254H82L83 256L79 255ZM150 254H151V256H150ZM67 256H69L68 258L70 259V261L67 258ZM70 256H72V257H70ZM33 257H34V259H31ZM82 258H84V259L82 260ZM61 259L63 260V262ZM80 260L82 261L81 263H80ZM35 261H37V262H35ZM48 261H46L45 263L47 264ZM84 261H86V263ZM41 262H42V260H41ZM38 263H40V261Z\"/></svg>",
    "mask_w": 264,
    "mask_h": 264
},
{
    "label": "flooded vegetation",
    "instance_id": "obj_3",
    "mask_svg": "<svg viewBox=\"0 0 264 264\" xmlns=\"http://www.w3.org/2000/svg\"><path fill=\"white\" fill-rule=\"evenodd\" d=\"M2 1H3V0H1L0 2H1V3H5V2H4L5 0H4L3 2H2ZM15 1H16L17 3H16ZM6 2L9 3V4H7V10L9 11V15H10V12L12 11V9H11L10 7L13 6L12 8H15V10H16L17 12H19V13L15 12V13L18 15L17 17H19V18H17L16 20H9L10 18H8V21H3V20H2V21L0 22V28H1V29H0L1 31H0V32H1V34H2V32H3V33L6 35V36L4 37V34H2V35L0 34L1 41L3 40L2 42H0V43H1L0 45H2V46H0V54H2V55L4 54V53H2V52H4V51L6 50V49H5V50L3 49V48H4V47H3V45H4L3 43H5L4 41H6V38L8 37L10 31L15 30V29H18L19 27H21V26L24 24L23 21H25V20H23V19H24L25 17H24V15H23V13H24L23 10L25 9V7H26V5H27L28 3H32L33 1H32V0H12V1H11V0H10V1L6 0ZM11 2H12V3H11ZM13 2H14V3H13ZM27 2H28V3H27ZM128 2H130V3H132V2L135 3V0H131V1L128 0ZM108 3H109L108 0H104V1L101 0V1L99 2V4H100L102 7H107V6L109 5ZM13 4L15 5V7H14ZM16 4H17V5L19 4V5L17 6ZM11 5H12V6H11ZM22 6H23V7H22ZM10 9H11V11H10ZM21 12H22V13H21ZM7 14H8V13H7ZM20 14H21V15H20ZM9 15H8V16H9ZM20 16H23L22 19H21ZM20 19H21L22 21H21ZM9 22H10V25H5V24H8ZM19 22H20V23H19ZM22 22H23V23H22ZM86 23H87V24H86ZM86 23H85V22L82 23L83 26H81L80 23H79L80 26L77 24V26H78L80 29L76 26V24L73 26L74 31H75V35L78 33V30H77V29H79V30L81 31V35H82L83 37H84V36H90V34H86V35H85L84 32L86 31L87 26L90 27V28H93V27H94V24H91L90 22H86ZM17 24H18V27H17ZM2 25H3V26H2ZM13 25H15L16 28H15V26H13ZM84 25H85L86 27H84ZM92 25H93V26H92ZM4 26H7V27H4ZM11 26H12V27H11ZM75 27H76V28H75ZM3 28H4V29H3ZM7 28H8V29H7ZM83 28H84V29H83ZM2 29H3V30H2ZM5 29H6V30H5ZM9 29H10V31H8V32H4V31H7V30H9ZM74 31H73V32H74ZM7 33H8V35H7ZM4 38H5V40H4ZM1 50H3V51L1 52ZM2 55H1V57H0V63H2V62H1V60H2V59H1V58H2ZM114 82H115V80H114ZM116 83H119V81L116 82ZM116 95H119L118 97H124V98H119V99H126V97H127V96L120 95V94H116ZM132 97L134 98V96H132ZM136 99H137V98H135V100H136ZM115 102H116V101H115ZM117 103H118V102H116V103L113 102V103H112V101H111V104H112V105H113V104L118 105ZM119 104H120V101H119ZM244 175H245V173H244ZM244 175H243V178H245ZM243 178L240 179L241 183H243L242 181H244ZM258 178H259V179H258ZM257 179H258L259 181L262 179V181H263V180H264V177H263V176H260V177H257ZM258 180H257V181H258ZM246 181H247V180L244 181V184H245V183H246V184L243 186L241 183H237L238 181L236 182V180H235L236 183H235V185L233 186V187H234V188H233L234 190L230 192V195H231V196H230V201H228V203L231 202V204H232V202H233L232 199L234 198V200H235V202H233V203H234L233 206H232L233 208L229 209L230 212H229L228 210L226 211V209L223 208V210H225L224 212H226V213H225V214L222 213V211H223L222 208H221V210H220V207L218 206V204H216V203H218V202H216V201H214V200L204 199V200L201 201L203 204L206 203V204L209 205V206H208L209 208H207V209H208L209 211H211L210 213H212V212L214 211V213H212V217H208V216H207V217H204L203 214L201 213V212L203 211L204 207H201V209H202V208H203V209H202V210L200 209V211H201L200 213L202 214V215H200V216H202V219H203V220H204V218L207 219V220L205 219L206 221L204 220V224L206 225V223H207L206 226H208L209 228L213 229L212 226L210 227V225H209V223H208V222H209L208 219H209V220H212V219L216 218L217 220L219 219V220H218L219 222L217 221L219 224H220V223H222V224L224 223L226 226L230 227L231 230L233 229L234 231H236V233L233 234V235H234V237L236 236L235 238L237 239V241H239L240 244H239L237 241H234V240H236V239H234V238H232V239H231V238H227V239H231V240H233V242H232V241L230 242V240H228V241H229L232 245L235 244L234 246H231V245H230V247H231L232 249H233V247H234V248L236 247V248H235L236 250H237V248H238V250H239V249L241 248V246H243L242 248H245L244 245H246V246L249 245V244L251 245V244H252V241H253L254 239H256V238H254L255 236L257 237V236L259 235V236H258L259 238L257 237V239H260V238H262L261 236H263V235H261V234L258 232V230L260 231L261 229H259V228H262V226H263V224H264V223H263V224L260 225V223H262V222L264 221V218H263L264 216L262 217V214H260V216H261V218H262V219H261L262 222H261V220H260V216H259L258 214H256V212H257L256 210L258 209V211H259V212H257V213H262V212H264V201H263V200H264V197H263V199H262L261 201H260V200H259V201H256V199L258 200V198H256L257 196L255 197V195H259L260 197H261V196H264V195L261 194V193H259V192H256L257 194L254 193V195H252V193H251V195H250V191H249V190L246 191L245 189H246L247 187H249V185H252V183L249 182V180H248L247 182H246ZM257 181H255L256 184L253 183L254 186H255V187H258V188L260 187V189L262 190V189H263V186H264V185L262 184L263 182L260 181L261 184L263 185V186H262L259 182L257 183ZM250 183H251V184H250ZM236 184H237V185H236ZM238 184H239V185L241 184V185L239 186ZM247 184H248V186H246ZM257 184H258V186H256ZM259 185H260V186H259ZM236 186H238V188H237ZM241 186H243V187H245V188L243 189ZM239 187L241 188V191H240V188H239ZM238 189H239V190H238ZM243 190H245V191L243 192ZM234 191H235V192H234ZM237 191H239V192H237ZM237 193H238V194H237ZM247 193H249V194H247ZM241 194H242V195H241ZM246 194H247L248 196H247ZM239 195H240V196H239ZM236 196H237V197H236ZM244 196H246V197H244ZM249 196H250V197H249ZM252 196H253V197H252ZM259 196H258V197H259ZM235 197H236V198H235ZM243 197H244V200H243ZM248 197H249L250 199H248ZM254 197H255V198H254ZM238 198H240L242 201H241L240 199H238ZM246 198H247V199H246ZM236 199H238V200H236ZM251 199H252V200H251ZM253 199H254L255 201H254ZM237 201H238V202H237ZM243 201H244V202H243ZM246 201H248V202L246 203ZM252 201H253L254 203H253ZM197 202H198V201H197ZM251 202L253 203V208H255L256 210L252 209V207L249 208V207L251 206V205H250ZM260 202H263V205H262V203L260 204ZM199 203H200V202H199ZM236 203H237L238 205H237ZM244 203H245L247 206H246ZM256 203H259L261 206H260L259 204L256 205ZM239 204H241V205H239ZM243 204H244V205H243ZM248 204H249V205H248ZM242 205H243V206H242ZM258 205H259L260 207H259ZM212 206H213V207H212ZM214 206H215V207H214ZM216 206H217V207H216ZM240 206H241V207H240ZM248 206H249V207H248ZM254 206H255V207H254ZM239 207H240L241 209H239ZM261 207H262L263 209H262ZM205 208H206V207H205ZM214 208H215V209H214ZM218 208H219V209H218ZM234 208H235V209H234ZM236 208H237L238 210H236ZM246 208H247V210H246ZM260 208H261V210H263L262 212H261ZM233 209H234V210H233ZM242 209H244L245 211H243ZM217 210H219V211H217ZM231 210H232V211H231ZM241 210H242V211H241ZM251 210H252L253 212H252ZM249 211H250V212H249ZM255 211H256V212H255ZM217 212H218V213H217ZM227 212H228V213H227ZM248 212L251 213V215H249ZM254 212H255L256 215L253 214ZM208 214H209V212H208ZM252 214H253L254 216H252ZM263 214H264V213H263ZM249 216H250V217H249ZM251 216H252V217H251ZM258 216H259V217H258ZM203 217H204V218H203ZM253 217H255V218L257 217V218L255 219V218H253ZM250 218H251V219H250ZM252 218H253V219H252ZM257 219H259L260 222H259ZM255 220H256V221H255ZM250 221H251V222H250ZM252 221H253V222H252ZM205 222H206V223H205ZM256 222H257V223H256ZM250 223H256V224H251V227L254 226V225H256L257 228H256V226H255L254 228H256L257 230H255L253 227H252V228H253V229H252V228L250 227ZM257 224H258V225H257ZM258 227H259V228H258ZM250 228H251V232H253V233H251L252 235L255 234V232L258 233V234H257V235L255 234V236H251V235L249 234V233H250V232H249V231H250ZM248 229H249V230H248ZM252 230H253V231H252ZM254 230H255V231H254ZM247 231H248V232H247ZM233 235H232V237H233ZM238 235H240L241 237L238 238ZM247 235H248V236H247ZM249 235H250V236H249ZM248 237H252V241H251V238H248ZM253 238H254V239H253ZM221 240H222V239H221ZM223 240H224V239H223ZM223 240H222V241H223ZM228 241H227V244H229ZM241 241H242V243H241ZM255 241H256V242H255ZM259 241H260V242L262 241V242L264 243L263 238L260 239ZM243 242H244V245H242ZM245 242H248V243L245 244ZM254 242H255V244H254ZM260 242H259V243H260ZM256 243H257V244H256ZM259 243H258L257 240H254L252 245H257V246H258ZM261 244H262V243H261ZM239 245H240V248L237 247V246H239ZM248 247H251V246H248ZM248 247H246L245 249H243V250L245 251V252L243 251L244 253H246V252L249 250ZM253 247H255V246H252V247H251L252 250H254ZM247 248H248V249H247ZM251 248H250V249H251ZM255 249L257 250V247H256ZM256 250H255V251H256ZM240 251L242 252V249H240ZM249 252H251V251L249 250V251L247 252V254H249ZM235 253H236V252H235ZM238 253H239V251H238ZM240 254H241V253H240ZM240 254H238V255H239L238 257H240L241 260H242V258H243V260H242L243 264H248V262H247V263H244V262H246V260H248L249 257L247 256L248 258L246 257L247 259L245 260V259H244L245 256H244V257H243L242 255L240 256ZM244 255H246V254H244ZM240 259L238 258V260H236V261H237V262H239V261L241 262ZM244 260H245V261H244ZM236 261L234 260V262H235L236 264H238ZM231 262H233V261H231ZM240 262H239V264H242V263H240ZM235 263H232V264H235Z\"/></svg>",
    "mask_w": 264,
    "mask_h": 264
}]
</instances>
